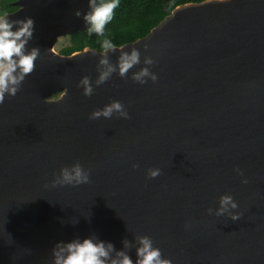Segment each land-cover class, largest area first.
<instances>
[{
    "label": "water",
    "instance_id": "1",
    "mask_svg": "<svg viewBox=\"0 0 264 264\" xmlns=\"http://www.w3.org/2000/svg\"><path fill=\"white\" fill-rule=\"evenodd\" d=\"M14 5L8 17L34 21L27 47L40 56L0 104V264H53L57 242L92 235L116 250L127 239L134 262L135 236L147 235L172 264H264V0L175 7L121 45L141 54L128 77L93 83L91 96L78 82L95 81L98 49H53L88 28L87 0ZM146 55L157 80L140 84L131 74ZM112 100L128 119L89 118ZM77 161L90 183L52 187L54 173ZM149 167L161 174L149 178ZM225 193L237 221L207 212Z\"/></svg>",
    "mask_w": 264,
    "mask_h": 264
},
{
    "label": "clouds",
    "instance_id": "2",
    "mask_svg": "<svg viewBox=\"0 0 264 264\" xmlns=\"http://www.w3.org/2000/svg\"><path fill=\"white\" fill-rule=\"evenodd\" d=\"M88 11L83 14V20L88 25V32L95 33L97 36H105L106 25L109 24L114 16L115 10L120 5V0H87ZM225 3L226 0H205L206 4ZM76 16H81V12L76 10ZM15 27V30L14 29ZM34 21L30 17L20 20H11L8 14H0V104H3L6 97H14L20 90L22 82L31 75L36 69V60L40 56V49L32 47L29 49L28 43L33 37ZM124 46L118 47L111 39L104 38L100 43L99 59L97 64L98 75L95 81H91L88 76H82L78 86H82L83 95L91 96L94 92L93 83L96 86L104 84L111 79L114 73L121 78H127L130 70L141 63L140 51L132 47L130 51H124ZM146 50L148 45L143 46ZM119 50L116 63L109 59V53ZM156 61L151 56H144V67L131 74V79L140 84L147 82V79L155 82L157 76L150 71L151 65ZM64 88L63 95H67ZM113 115L128 119L129 114L122 102L112 100L102 108L94 109L89 118L110 119ZM133 168H138L136 163ZM235 171L242 176L241 182L248 183L243 178L241 169ZM149 178H156L161 174L158 167H149L146 170ZM90 183V170L84 168L78 161L70 166H63L59 173L55 174L51 181V186L72 185ZM218 207L214 210L208 208L207 212L216 216L227 215L232 221L241 218L242 213L232 211L238 209L237 202L230 194H221L218 198ZM188 227V225H186ZM136 260L130 258L124 249H131L132 243L127 239L122 241L123 250H116L111 242L99 240L95 235L73 239L68 242H57L52 249L53 264H172L171 260L162 258L161 250L153 245L151 237L147 235L135 236Z\"/></svg>",
    "mask_w": 264,
    "mask_h": 264
},
{
    "label": "trees",
    "instance_id": "3",
    "mask_svg": "<svg viewBox=\"0 0 264 264\" xmlns=\"http://www.w3.org/2000/svg\"><path fill=\"white\" fill-rule=\"evenodd\" d=\"M16 0H0V14L14 12ZM203 0H120L112 21L106 25L105 36L89 33L87 29L69 35V43L58 52L62 55L81 51L86 47L98 49L104 38L117 46L144 37L177 6Z\"/></svg>",
    "mask_w": 264,
    "mask_h": 264
},
{
    "label": "rangeland",
    "instance_id": "4",
    "mask_svg": "<svg viewBox=\"0 0 264 264\" xmlns=\"http://www.w3.org/2000/svg\"><path fill=\"white\" fill-rule=\"evenodd\" d=\"M69 43V35L59 36L53 46V49L58 52L62 47Z\"/></svg>",
    "mask_w": 264,
    "mask_h": 264
}]
</instances>
